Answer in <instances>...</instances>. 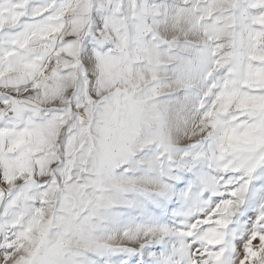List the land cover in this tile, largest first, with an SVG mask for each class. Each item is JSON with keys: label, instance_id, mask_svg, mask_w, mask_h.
I'll use <instances>...</instances> for the list:
<instances>
[{"label": "snow or ice", "instance_id": "snow-or-ice-1", "mask_svg": "<svg viewBox=\"0 0 264 264\" xmlns=\"http://www.w3.org/2000/svg\"><path fill=\"white\" fill-rule=\"evenodd\" d=\"M0 264H264V0H0Z\"/></svg>", "mask_w": 264, "mask_h": 264}]
</instances>
